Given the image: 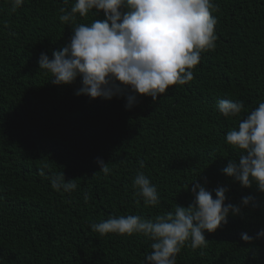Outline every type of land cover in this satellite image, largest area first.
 Returning <instances> with one entry per match:
<instances>
[{
  "label": "trees",
  "instance_id": "trees-1",
  "mask_svg": "<svg viewBox=\"0 0 264 264\" xmlns=\"http://www.w3.org/2000/svg\"><path fill=\"white\" fill-rule=\"evenodd\" d=\"M74 2L24 0L13 12L10 0H0V264H144L154 241L101 235L91 224L127 215L154 220L176 204L187 207L196 181L210 191L226 186V203L251 195L255 206L205 232L206 247L187 241L177 264H264V238L241 239L264 228V193L222 174L229 159H239L225 141L239 120L217 109L221 99L242 101L243 119L264 102V0H213L216 47L201 53L194 79L156 102L138 97L130 110L123 97L76 96L79 78L57 86L38 68L41 52L51 58L72 27L103 18L90 12L61 23L60 9ZM138 171L156 185L158 205L136 195ZM60 174L76 189H52L49 178Z\"/></svg>",
  "mask_w": 264,
  "mask_h": 264
},
{
  "label": "clouds",
  "instance_id": "clouds-1",
  "mask_svg": "<svg viewBox=\"0 0 264 264\" xmlns=\"http://www.w3.org/2000/svg\"><path fill=\"white\" fill-rule=\"evenodd\" d=\"M10 3L14 12L24 0ZM216 11L213 0H75L70 10L60 9L61 23H73L77 14L86 17L90 12L96 17L102 13L103 18L72 27L70 39L61 49L52 51L51 58L41 52L38 68L50 73L51 83L57 86L72 85L79 78L81 86L76 96L105 101L123 97L126 110L136 106L141 96L156 102L170 86L192 81V70L200 63L201 53L216 47L217 18L212 14ZM217 109L224 117L239 120L237 127L225 135L226 143L239 150V159H229L222 174L243 188L255 184L264 193V102L243 119L242 101L221 99ZM96 163L105 174L110 171L103 159L97 158ZM138 163L144 168L143 161ZM49 179L58 192L69 193L77 187L75 180L66 182L63 174ZM133 186L146 205H158L157 187L143 172H137ZM191 192V204H176L174 212L154 220L127 215L93 223L91 229L101 235L142 234L154 241L144 264H177V254L187 241L193 249L206 247L205 232H215L227 224L230 215L242 216L245 207L255 206L251 195L237 204L226 203V186L210 191L196 181ZM84 199L87 201L88 196ZM261 238L264 228L255 237L241 235L249 244Z\"/></svg>",
  "mask_w": 264,
  "mask_h": 264
}]
</instances>
